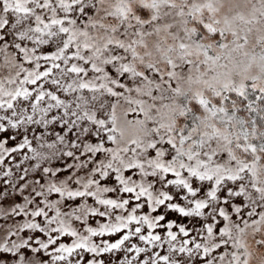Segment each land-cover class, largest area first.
Here are the masks:
<instances>
[{"label":"snow or ice","instance_id":"obj_1","mask_svg":"<svg viewBox=\"0 0 264 264\" xmlns=\"http://www.w3.org/2000/svg\"><path fill=\"white\" fill-rule=\"evenodd\" d=\"M0 264H264V0H0Z\"/></svg>","mask_w":264,"mask_h":264}]
</instances>
